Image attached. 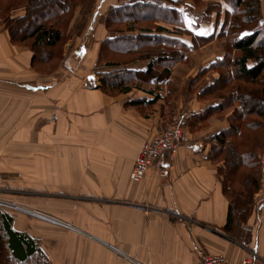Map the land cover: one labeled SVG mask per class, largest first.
Returning <instances> with one entry per match:
<instances>
[{
    "label": "crops",
    "instance_id": "crops-1",
    "mask_svg": "<svg viewBox=\"0 0 264 264\" xmlns=\"http://www.w3.org/2000/svg\"><path fill=\"white\" fill-rule=\"evenodd\" d=\"M174 7L194 34L213 36L209 53L208 45L192 50L189 70L182 67L185 62L175 64L171 87L141 81L113 95L101 90L94 72L103 41L111 38L105 28L94 29L88 46L70 39L60 64L39 72L34 66L39 52L14 42L0 24V154L11 155H1L0 171L15 173L22 186L2 212L11 218L12 231L33 240L37 255L29 264H202L205 253L238 264L249 249H255L257 264H264V206L254 204L240 226L250 229L248 238L234 239L236 220L233 215L227 226L231 201L219 171L223 161L208 157L210 136L228 127L227 117L201 120L210 103L198 98L202 83L192 88L185 83L223 56L217 44L224 37L217 35L234 7L227 0H184ZM260 11L257 24L264 30V0ZM148 61L127 66L145 70ZM207 73L205 85L218 76ZM186 109L183 142L174 157L164 155L142 181H132L142 144L172 113ZM261 187L253 201L264 191L263 175Z\"/></svg>",
    "mask_w": 264,
    "mask_h": 264
},
{
    "label": "trees",
    "instance_id": "trees-1",
    "mask_svg": "<svg viewBox=\"0 0 264 264\" xmlns=\"http://www.w3.org/2000/svg\"><path fill=\"white\" fill-rule=\"evenodd\" d=\"M15 1L25 4V13L19 17L9 16V11L15 7ZM227 1L232 3L234 10L228 24L223 26L217 35L228 39L224 54L200 71H213L218 76L204 85L197 95L206 98L205 95L224 90L217 102L206 105L203 113L199 115L201 120L227 108L232 110L227 117L228 127L210 136L211 148L208 152L211 159L223 155L224 167H219V171L224 176L225 192L231 201L227 221L229 226L235 207L244 202L246 196V202H252L253 194L261 186L262 163L259 162L260 169L259 172L255 171L256 174L250 170H254L253 167L258 164L254 158L256 153L253 152L257 137L253 136L251 131L264 128V30L257 24L261 12L260 0ZM183 2L184 0H126L124 4L110 8L112 13L109 12L105 17V25L111 28L113 24L124 23L128 25L130 32L106 38L97 64L103 60L108 66L119 64L117 59L106 60V53L111 57L129 56L131 60L123 61L126 63L135 60L149 61L145 70L119 67L112 68L108 77L101 75L100 88L104 93L113 95L128 91V83L132 81L153 80L168 83L171 87L173 82L169 76L172 67L177 63L186 62L189 52L213 39V36L196 35L184 28L183 16L174 7ZM81 3L83 0H0V15L7 13L4 19L13 41L20 37L15 42H29L33 50L36 51L41 46L45 50L61 40L63 26L65 25V29L75 8ZM127 11L130 13L123 16V12ZM142 21L150 26L142 27L145 29L139 30L138 33L131 32L135 30L136 23ZM47 52L44 57L40 55L38 60L49 59L52 52ZM248 60L252 62L251 66H248ZM195 79L196 77L191 81ZM10 221L11 218L0 209V264H11L8 262L9 258L29 264L28 259L37 255L34 242L30 237L12 231Z\"/></svg>",
    "mask_w": 264,
    "mask_h": 264
},
{
    "label": "rangeland",
    "instance_id": "rangeland-1",
    "mask_svg": "<svg viewBox=\"0 0 264 264\" xmlns=\"http://www.w3.org/2000/svg\"><path fill=\"white\" fill-rule=\"evenodd\" d=\"M97 1L98 0H83V3L79 4V6L76 7L78 9L75 8V10H77V11L75 12V10H74L75 14H73V16L71 17V19L69 21V24H67L65 29H64L65 25L63 26V28H62L63 32H62L61 40L57 44H55V46H53V47H51L49 49L45 48V50H44L42 46L38 47L36 49L39 52V56L38 55L36 56V60H35L34 63L36 65H38V67H39L38 70H40L39 72H46V71L49 70L50 67H57L60 64V62L62 60V57H63L64 48H65L67 42L70 39L73 38V44H77L78 40H80V42L78 44L83 42L86 46L91 45L92 41H93V37H94V29L96 27H97V29L105 28L106 31L110 34V37H114L116 35H123V34H127V33L130 32V30L127 29L128 25H126L124 23H122V24H113L111 26V28L107 27L105 25V23H104L105 17L109 15V12H111L110 8L116 2L118 3V0H103L102 3H101V0H100V2H99V6L100 7L97 6ZM7 2L10 3V1H7ZM124 2H126V0ZM11 6H13V4H11ZM14 6L15 7L13 8V10L9 11V16L19 17V16H21V15H23L25 13V10H26L25 4H23L22 2H18V1L16 2L15 1V5ZM188 12H189V10H185V13L188 14ZM129 13H130L129 11L123 12L122 15L123 16L124 15H128ZM6 14L7 13L0 15V24H3L5 27L7 25V23H6L5 19H4ZM117 15L118 14H116V16ZM190 18H191V21H192V15H191ZM136 24L137 25H136L135 30L131 31V32H134V33L137 32L138 33L139 30L145 29V28L142 29V27L150 26L149 24H147V22H143V21L139 22V23H136ZM188 26L186 27V25H184L185 28H187L190 31H193L192 28H194V27H191V26L188 27ZM85 30H86V32L88 31L87 32L88 33L87 36L86 37H84V36L81 37V35H83ZM16 38L17 39H15L14 42L18 41V39L20 37H16ZM227 40H228L227 37L224 36V39L218 41L219 43L217 44V46H219V47H221L223 49L225 47V43L227 42ZM28 41H30V40H28ZM208 43L209 42L201 45L202 47L199 46V48H204L205 46L208 45ZM26 44L29 45V42L26 43ZM209 46L210 45H208L206 47V50H204L206 52V54L209 53V51L211 50V48H209ZM47 51L52 52L50 58L47 59L46 62L45 61H38V59H40V57H41L40 55H43L42 57H44L48 53ZM106 54H107V57H106L107 59L105 58L106 60L117 59L119 61V64L114 65V66H108L107 64H105L104 60L101 61L100 63L95 65L96 67L94 68V72L96 74H98L99 77H101V75H104L106 77L111 75L110 70H112V68H114V69L115 68H119V67H120L119 69H121V68L127 69L128 68L130 62L126 63V62H123V61H126L128 59L131 60L129 58V56H126V55H121V56L112 55V57H111V55H109V53H106ZM190 54H191V52L188 53V58H189ZM138 61H140V60H135L134 62H138ZM80 62L81 61L79 60L78 63H80ZM194 63H195V61L193 59H188L185 62V66L182 65V67L187 69V70H189L190 67H193ZM182 64H184V63H182ZM36 65H34V66H36ZM48 65H50V67H48ZM126 65H128V66H126ZM138 65H139V62H138V64H133L132 66L133 67H138ZM202 69H205V68H202ZM202 69H200V70L198 69V73L195 75V77H196L195 80L191 81L192 77L190 78L189 75L185 79V83L187 84L188 88H190V86H191V88L196 86L195 85L196 82L202 83V85L199 86V88L196 90L197 93L200 92L202 87L205 85V83H203V81H204V77L206 76V73L200 72ZM119 71H124V70H119ZM121 75H123V73ZM190 75H192V74H190ZM189 82H190V85H189ZM208 82L210 83L211 80H209ZM135 84H136V82L132 81V82L128 83V86L134 87ZM223 93H224V90H222V91L218 90V91L212 92L209 95H205L206 98H202V97H199V96H198V98H202V100L205 99L204 101L206 103L210 102L212 104L214 102H217L220 99L219 96L223 95ZM186 96H188V95L185 92V98H186ZM217 96H218V98H217ZM231 111H232L231 109L227 108V109H225L223 111H219V112H217L215 114H212V115H216L217 118L224 117L225 115H226V117H228V115L231 113ZM184 112H185L184 122L186 123L187 122V117L189 116V112H188L187 109L184 110L183 113ZM178 113L179 112L172 113L168 120H171ZM180 113H182V111H180ZM251 132H252L253 136L257 137V140L254 143L253 152L256 153V157H254V158L258 162V164L253 167L254 170L251 169L250 171L252 173L256 174L255 171L258 170L256 172H259V169H260L259 162H261V160H263L262 163L264 162V128L260 127V128H257L255 130L251 131ZM1 155L4 158H10L11 157V155L7 156V154H4V152L0 154V157H1ZM212 160L218 161V162H222L223 161V155H219V157H217V159H212ZM10 171L14 172V170H10ZM25 177H27V176H25ZM16 181H18V179H17L15 173H9V172L8 173H3V172L0 171V209L1 210L7 209L6 205H8L10 203H14V202L8 203V201H6V200L12 201L11 199H12V197L16 196L15 194H22L21 193L22 186H19V184H17ZM20 185H22V184H20ZM24 187H25L24 189H30L31 188V187L26 186V185ZM260 188L261 189H259V190H262L261 186H260ZM259 190L257 192H259ZM24 191H26L25 194H29L28 192H30V191H27V190H24ZM244 194H246V193H244ZM247 197L248 196H246V198L243 200L244 202H240L239 203L240 205H237L235 207L234 211H233L234 212V216H235L234 218L236 220L235 229L233 231V235H234L233 237H234V239L239 240V241H244V240H246L248 238V232H246V230L243 229V228H242V230H243L242 231L240 226L242 225V223L246 222V220L248 218V215L250 214L251 210L254 209V204L258 205V207L259 206L260 207L264 206V191H262L261 195H257L256 196V198H255L256 201H252V202L248 203V202H246V200H248ZM253 197H254V194H253ZM234 205H236V204H233V206ZM245 235H247V236H245Z\"/></svg>",
    "mask_w": 264,
    "mask_h": 264
},
{
    "label": "built area",
    "instance_id": "built-area-1",
    "mask_svg": "<svg viewBox=\"0 0 264 264\" xmlns=\"http://www.w3.org/2000/svg\"><path fill=\"white\" fill-rule=\"evenodd\" d=\"M184 118L185 113H178L165 123L163 129L142 144L129 175L132 181H142L149 168L164 155L168 159L174 157L177 148L183 142ZM246 230L250 231L248 228ZM257 260L255 249H249L238 264H257ZM201 261L202 264H230L223 255L210 253L202 255Z\"/></svg>",
    "mask_w": 264,
    "mask_h": 264
},
{
    "label": "water",
    "instance_id": "water-1",
    "mask_svg": "<svg viewBox=\"0 0 264 264\" xmlns=\"http://www.w3.org/2000/svg\"><path fill=\"white\" fill-rule=\"evenodd\" d=\"M262 175H263V179H264V163L262 165Z\"/></svg>",
    "mask_w": 264,
    "mask_h": 264
}]
</instances>
